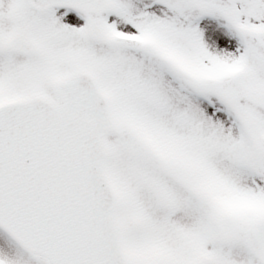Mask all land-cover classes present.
<instances>
[{"label":"snow or ice","instance_id":"1","mask_svg":"<svg viewBox=\"0 0 264 264\" xmlns=\"http://www.w3.org/2000/svg\"><path fill=\"white\" fill-rule=\"evenodd\" d=\"M0 264H264V0H0Z\"/></svg>","mask_w":264,"mask_h":264}]
</instances>
